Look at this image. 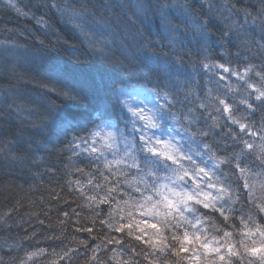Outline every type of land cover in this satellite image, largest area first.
Returning a JSON list of instances; mask_svg holds the SVG:
<instances>
[{
    "label": "clouds",
    "instance_id": "clouds-1",
    "mask_svg": "<svg viewBox=\"0 0 264 264\" xmlns=\"http://www.w3.org/2000/svg\"><path fill=\"white\" fill-rule=\"evenodd\" d=\"M112 2L121 6L128 22L122 23L119 30H106L105 35L113 43L111 55L103 54L102 61L97 59L98 53L82 52L72 46L44 48L34 39L21 41L25 32L33 38L51 37L53 33L59 36L57 25L67 22L53 5L61 4L62 0H28L26 6L31 15H23L36 25L35 29L29 27L15 34L11 29L7 34L0 29V41L13 38L22 45L14 48L0 43V108L4 105V85L12 83L16 85L13 91L22 103L47 115L46 126L41 127L25 126L26 121L21 123L23 117H14L10 123L16 127L12 128H6L0 122V144L8 138L16 141L13 148H25L20 158L0 150V179L6 173L14 178L31 173L30 162L33 156L39 158L38 149L43 151L50 149L53 143H62L64 153H69L71 159L67 163L70 171L66 174L65 191L59 203L68 204L70 199L75 207L69 206L66 210L70 217L66 225L68 232L60 233L61 226L55 225L56 217L51 220L65 245L79 246L78 240L82 239L79 235L77 242L68 238L76 235L69 232L71 221L78 220L77 227L95 229L91 235L100 237L96 241L101 245L98 258L105 264H112L114 249L104 244V237H118L113 229L121 223L132 224V233L135 234L136 223L147 219L165 229L169 243H175L171 239L173 234L183 236L185 230L199 232L207 242L218 240L236 245L243 264H264L261 259L264 253L260 257H251L241 246V241L249 248L264 245V236L258 232L244 236L239 234L245 230L243 226H234V222L239 225L240 215L247 219L248 212H252L253 218L264 226V213L256 207L258 203L264 204V188L261 187L264 159L249 153L241 155L237 161V154L247 151L244 141L255 142L256 132L264 135V130L256 123L264 104V97L257 99L259 92L264 91V0H211L213 5L230 9L229 23L235 24L236 31L226 32L212 19L208 50L201 53L193 33L177 29L185 49L191 47V53L182 62L175 56L150 52L141 46L139 41L146 38L154 41L158 33L151 14L139 19L132 15L138 0ZM151 2L155 4L157 0ZM189 2L195 10L194 15L212 18L209 0ZM177 19L182 25L186 20L178 13ZM5 47H13L10 58L20 70L49 82V88L70 91L82 102L72 103L57 92L30 88L13 79L11 71L4 66ZM155 47L162 46L156 44ZM200 56L207 57V67L198 58ZM57 59L89 68L99 64L106 73L92 69L88 75L73 77L64 73L63 65L53 64ZM214 62L230 64L232 73H221L213 66ZM245 69H248L247 74ZM236 72L238 77L234 75ZM221 75L226 79H221ZM120 92L132 93L139 98L132 101L134 107L155 116L156 127L146 126L139 114L133 115L120 103L117 99ZM220 101L227 103L230 112L223 111L225 105ZM248 104L253 108L249 109ZM65 106L81 115L75 120L66 119L63 114ZM244 113L248 114V119L242 122L247 123L252 136L242 132L233 122ZM65 121L70 122V127ZM17 128L22 129V134H17ZM108 132L112 136L106 143L103 137ZM81 142H84L82 147L73 151L75 144ZM93 142L97 149L95 153L83 150L85 145L90 148ZM165 152H169L171 158L164 155ZM106 161L111 162L110 166ZM238 162L247 169L243 174L236 168ZM75 174L78 175L73 179ZM201 193H208L214 206L204 208L197 203L203 199ZM185 194H191L194 199L185 204L182 202ZM165 197L178 205L172 209L177 218L169 216L167 223L157 214V209L160 212L169 210ZM217 207L223 208L231 218L225 221L216 211ZM229 209L234 211L229 213ZM6 215L0 210V264H46L50 252L40 251L45 247L39 245L41 241L57 240L51 239L52 234L38 235L39 228L28 231V236L21 232L26 229L25 224L30 228L32 223H39L42 219L38 217L32 221L33 216L25 215L13 224L11 220L4 222ZM192 224L196 227L193 228ZM249 226L255 229V225ZM144 227L150 235L154 233L152 228ZM225 229L232 232L231 238L224 236ZM33 232L36 233L34 237ZM118 238L126 241L123 248L116 246L124 259L146 264L143 256L151 249L129 240L128 229ZM128 244L137 248L135 255L128 251ZM72 259L74 264H84L85 258L76 256ZM175 259L169 256L171 264H175Z\"/></svg>",
    "mask_w": 264,
    "mask_h": 264
},
{
    "label": "snow or ice",
    "instance_id": "snow-or-ice-1",
    "mask_svg": "<svg viewBox=\"0 0 264 264\" xmlns=\"http://www.w3.org/2000/svg\"><path fill=\"white\" fill-rule=\"evenodd\" d=\"M57 7L59 11L64 16H67L70 21L75 23V26L87 36L89 31L93 32V35H97L98 33L94 31L95 28H99L102 31L99 32V35L105 36L103 41H96L94 39H89V47L93 50L97 49V44H102V47L99 48V51L104 55H111L112 48V40L105 35V32L108 28H113L116 30L120 29V25L122 23H127L128 18L125 14L120 10V5L112 2V0H102L100 3H85L77 5L71 0H62V3L59 5H53ZM6 7L15 8L14 0H7ZM208 7L213 10L212 18H201L199 16L194 15V9L189 0H157V3L153 4L151 0H138L135 11L132 13L134 17L139 19L141 16H149L151 14L152 19L156 23V29L158 36L153 41L151 38H146L144 40L139 41L142 47H146L150 52H160L163 55L175 56L177 61H183L185 57H187L191 53V47L185 49L184 43L181 40V33L177 31V29H183V31H191L193 36L197 38L198 47L201 53H204L208 50V40L212 33V19H214L217 23L221 25L222 28L225 29L226 32L236 31V26L234 23H229L230 16L228 13L230 9L228 8H220L211 3L209 0ZM19 13L20 9H16ZM177 13L180 16H184L186 18L185 23L182 25L177 19ZM85 17H89L90 19H85ZM191 21V24L188 22ZM10 29L5 30V34H7ZM14 32V30H11ZM51 37H55L57 42H59L60 37L56 36L54 33ZM40 39L39 37L33 38L32 36L26 37V39H34L36 44L43 46L44 48H56L57 46L51 43V40L46 42V39ZM4 45H12L14 48H19L22 45L19 44V41L13 38H6L4 41H0ZM67 41H64V44L67 45ZM159 44L162 47L156 48L155 45ZM191 44V41H189ZM13 47H5V59L4 66L6 70L11 71V76L16 81H21L25 78V76L29 77L28 82L32 83L33 81L36 83L38 88H43L48 90L49 92H57L58 95H63L67 99H69L72 103H81L82 101L78 96L72 94L68 90H57L56 88H49V82L44 79L31 74L29 72L20 70L18 64L14 62L10 58V54L13 52ZM26 47V46H25ZM220 55H224L221 53ZM76 58L79 59V54H76ZM202 62L207 60V57L200 56L198 57ZM84 62H87L86 59ZM204 66L207 67V63H204ZM214 67L220 69L221 73L228 72L232 73V68L230 64H225L223 62H214ZM245 74H247L248 69H245ZM237 77L239 73H234ZM221 79H226L223 75L220 77ZM16 87L15 84L6 83L3 89L4 96V105L0 108V122L4 124L6 128L16 127V125L10 123V121L14 117H23L21 123L27 122L25 126H33V127H41L44 125V121L47 118V115L40 112L38 109L33 108L29 104L22 103L18 98L17 94L13 91ZM255 90V89H254ZM264 97V91H260L257 99ZM137 97L128 92H120L117 95V99L124 106L128 108L133 115L139 114L140 118L144 121L146 126L156 127V117L151 113H144L142 111H138L132 101ZM167 98V97H165ZM220 103L224 104L225 107L223 111L230 112V108L228 107L225 101H220ZM203 107V105H201ZM247 107L252 109L253 106L248 104ZM248 119V114L244 113L241 115L239 119L234 120L233 122L238 125L239 129L242 132L247 133L249 136L253 135V132L249 130L247 123L242 122ZM65 124H68L70 127V122L65 121ZM260 126L261 130H264V104L261 105V114L259 119L256 121ZM17 134H22V129L17 128ZM93 135H99V133H94ZM112 133L108 132L103 139L107 143L111 138ZM77 139H79L77 137ZM246 152L242 151L240 154H237V161H239L241 155H247L249 153H253L258 155L261 159H264V135H261L260 132L255 133V142L253 141H244ZM16 144V141L9 140L5 138L3 143L0 144V150H4L9 155H16L18 158L22 157L25 153L24 147L13 148L12 145ZM84 142L81 144H75L73 147V151L76 148H81ZM31 147V144L28 145ZM64 145L62 143H53L50 149L46 150H37L40 152L39 158L33 156L30 162V168L32 169L31 175L35 178H42L47 175L49 179V184H56L57 187L50 188L48 192V196L50 200H55L58 203L61 201L62 196L61 192L64 191V183H59V180L62 175H66L68 171H70V166L67 164H63L58 167V163L61 160V154L64 153ZM71 147V145H69ZM171 148V145H168ZM85 151H91L95 153L97 151L95 144L93 142L92 146L89 148L86 145L83 147ZM164 155L169 156L171 158L169 152H165ZM47 156V159H45ZM71 157H67V160H70ZM107 166H110L111 162H105ZM119 163V161H116ZM236 168H239L241 173L247 171L246 168L241 167L240 163L236 164ZM43 169V171H41ZM13 176L10 174H5V176L0 179V194L4 195L5 201L8 204H11V207H8L7 204L4 206V212L7 213L6 218H4V222L7 223L9 220L15 224L16 222V214L19 211L20 207H23L22 201L27 198V203L31 207H35V201L28 198V192L25 190H20L16 192V196L12 197L13 191ZM41 183L43 181L41 180ZM245 185L247 186V180H245ZM31 187H36V185H32ZM210 187H214V185H210ZM254 187V185H253ZM261 187L264 188V183H261ZM17 189L20 188L19 185L16 186ZM57 188L59 190H57ZM223 192L224 189L221 188ZM203 199L197 200V203L202 204L204 208H208L214 206V200L208 193L200 194ZM41 203H44V197H39ZM167 202V208L169 209L167 212H160L157 209V214L164 217V223H167V219L169 216H172L174 219L172 209L177 208L178 205L168 199L164 198ZM194 197L191 194H185L182 202L185 204L189 201L193 200ZM209 201H213V203H209ZM47 207V205H45ZM256 207L259 209L261 213H264V204H257ZM49 211L56 212V220L55 225H60L59 228L60 233L68 232L69 223V213L62 208H58L57 206H53L49 209ZM216 211L220 214L221 217L225 221L230 219V215L225 213L223 208L217 207ZM234 209H229L228 212H233ZM74 214H77L74 212ZM24 215H29L38 218L39 213L37 212H27ZM44 215L48 218L49 224L48 227L51 229H56L51 220V216L49 212H44ZM20 219H23V216H20ZM41 225H44V220H39ZM79 221L72 220L71 227L74 229L75 233L79 234H89L86 238L78 240V247H72L70 244L65 245L63 240L60 238L56 231L52 232L51 239L60 241L59 251L53 248L49 254V249L44 248L40 251L45 254H49V259L46 264H74L72 258L76 256L84 257V264H105V261L98 258V253L101 251V245L96 241L100 239V237L91 235L95 232V229L91 226H81L77 227ZM104 223H107L104 221ZM191 224V221H189ZM255 225V229L253 230L249 225ZM144 225L152 228L154 230L153 234H149ZM179 224H177V227ZM234 226H243L244 231H242L241 235L250 236L255 232H258L261 236H264V226H262L256 219L253 218L252 212L247 213V219L244 215L239 216V225H236L234 222ZM192 227L195 228L196 225L192 224ZM132 224H123L121 223L118 227L113 229L115 233L118 234V237H122L125 234V229H128V238L129 240L135 241L138 245L142 246L146 249H151V252L144 253V260L146 264H171L169 260V256L175 257V264H243V257L240 256L239 250L236 248V245L228 242L221 243L218 240L213 242H207L202 239L199 232H189L187 230L184 231L183 236H179L173 234L171 237L172 241L175 243H169V238L166 234L165 229L158 223H151L147 219L144 221H140L136 223L135 226V234L132 233ZM207 229H205L206 231ZM24 235L28 236V231L25 229ZM36 235L35 232L32 233L34 237ZM224 236L227 238H231L232 232L227 229L224 230ZM116 238L104 237V244L108 248H113L111 260L112 264H139L138 260H133L131 258L124 259L120 254V251L116 246L118 245L120 248H123L126 241ZM71 241L77 242V235H71L68 237ZM91 241L90 243L88 241ZM241 246L244 247L245 253L249 254L251 257H260L261 253H264V245L253 246L249 248L247 245L241 241ZM83 248V252L80 249ZM128 251L135 255L137 253V248L133 244H128ZM264 260V257H261Z\"/></svg>",
    "mask_w": 264,
    "mask_h": 264
},
{
    "label": "trees",
    "instance_id": "trees-1",
    "mask_svg": "<svg viewBox=\"0 0 264 264\" xmlns=\"http://www.w3.org/2000/svg\"><path fill=\"white\" fill-rule=\"evenodd\" d=\"M28 0H14L15 8H9L6 7L7 0H0V29H3L4 31L6 29L14 30L13 34L23 31L26 28H36V25L33 22H30L27 17L23 15V13H28L29 16L31 13L29 12L28 7L26 6ZM71 2L80 5L85 3H100L102 0H71ZM20 9V12L18 13L16 9ZM66 24H58L57 25V32L60 33L59 37L60 40L57 42L55 37H48L46 39V42L48 40H51V43L56 45L57 47L64 46V41H67V46H72L78 48L82 52H96L99 55L97 56V59H100L102 61L103 54L99 51V48L102 47V44H97V49L93 50L89 47V39H94L96 41H103L105 39V36L99 35V32L102 31L99 28H95L94 31H96L98 34L93 35L92 31H89L87 36H85L83 33L80 32V30L75 26V23L73 21H70L67 16L64 17ZM85 19H90L89 17H85ZM31 34L25 32V35L20 37L21 41L25 40L26 37H30ZM40 39H45V37L41 36ZM79 54V53H77ZM83 59V57H82ZM53 64H61L63 65V71L67 75H71L73 77L76 76H82V75H88L92 69H95L97 72L100 73H106V69L103 68V66L99 64H93L91 68L85 67L82 65H74L71 62L67 60L57 59L53 61ZM29 77L25 76L23 80H21L22 83H25L30 88H36L37 85L33 81L32 83L28 82ZM64 117L68 120H75L77 119L81 113L78 111L73 110L69 106H65V109L63 110ZM69 153H62L61 154V160L58 163V167H60L63 164L69 163L67 160V157L69 156ZM45 159H47V156H45ZM78 159V158H73ZM43 171V169H41ZM76 175L73 176V179H75ZM67 179L66 175H62L59 183L63 184L65 180ZM41 180L43 183H41ZM19 185L20 188L17 189L16 186ZM32 185H36V187H31ZM57 187L56 184H49L48 176L45 175L42 178H33L31 173L21 174L20 176L16 177L13 181V191H12V197L16 196V192L20 190H25L28 192V198L35 201L36 206L31 207L27 203V198L22 201L23 207L19 208L18 213L16 214V219H20V216H25L24 213L27 212H37L39 213L40 219L44 220V225H41L39 223H32V227H28V224L24 225V228L27 229V231H33L36 228L40 229V233L38 235H43L45 233L52 234L53 231H57V229H51L48 227L49 220L44 215V212H49V215L53 218L56 217L55 211H49L50 208L53 206H57L58 208H62L63 210H68L69 206L75 207V204L72 203V201L69 199L68 204L58 203L55 200H50L48 196V192L50 188ZM57 190H59L57 188ZM65 191V189H64ZM63 192H61V196L63 195ZM44 197V203H41L39 197ZM7 204L8 207H11V204H8L7 201L4 199V195L0 194V210H4V206ZM47 205V207L45 206ZM36 217H32V221H35ZM74 221V220H73ZM31 222V221H30ZM21 232H23V229H21ZM69 232L74 233L76 235H79L82 239L86 238V234H79L75 233L74 229L71 227L69 229ZM41 247H45L49 249V252L53 248H55L57 251H59L60 241H41V244L39 245ZM81 252H83V248L80 249ZM66 264V262H65Z\"/></svg>",
    "mask_w": 264,
    "mask_h": 264
},
{
    "label": "rangeland",
    "instance_id": "rangeland-1",
    "mask_svg": "<svg viewBox=\"0 0 264 264\" xmlns=\"http://www.w3.org/2000/svg\"><path fill=\"white\" fill-rule=\"evenodd\" d=\"M136 99H139V98H136Z\"/></svg>",
    "mask_w": 264,
    "mask_h": 264
}]
</instances>
